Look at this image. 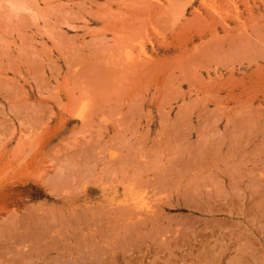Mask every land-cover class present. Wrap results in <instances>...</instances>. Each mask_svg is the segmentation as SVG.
Listing matches in <instances>:
<instances>
[{
  "label": "rangeland",
  "instance_id": "rangeland-1",
  "mask_svg": "<svg viewBox=\"0 0 264 264\" xmlns=\"http://www.w3.org/2000/svg\"><path fill=\"white\" fill-rule=\"evenodd\" d=\"M0 264H264V0H0Z\"/></svg>",
  "mask_w": 264,
  "mask_h": 264
},
{
  "label": "crops",
  "instance_id": "crops-1",
  "mask_svg": "<svg viewBox=\"0 0 264 264\" xmlns=\"http://www.w3.org/2000/svg\"><path fill=\"white\" fill-rule=\"evenodd\" d=\"M231 185H232V186H236V183H235V182H234V183H233V182H231Z\"/></svg>",
  "mask_w": 264,
  "mask_h": 264
},
{
  "label": "bare ground",
  "instance_id": "bare-ground-1",
  "mask_svg": "<svg viewBox=\"0 0 264 264\" xmlns=\"http://www.w3.org/2000/svg\"><path fill=\"white\" fill-rule=\"evenodd\" d=\"M250 56V55H249ZM254 57V56H253ZM255 59V58H254Z\"/></svg>",
  "mask_w": 264,
  "mask_h": 264
}]
</instances>
